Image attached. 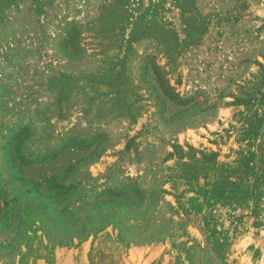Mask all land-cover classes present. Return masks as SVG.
<instances>
[{"label": "rangeland", "instance_id": "1", "mask_svg": "<svg viewBox=\"0 0 264 264\" xmlns=\"http://www.w3.org/2000/svg\"><path fill=\"white\" fill-rule=\"evenodd\" d=\"M161 1L0 0V264H264V0ZM157 78L191 102L162 107ZM90 144L95 177L162 174L160 238L51 241L3 213L23 162Z\"/></svg>", "mask_w": 264, "mask_h": 264}, {"label": "trees", "instance_id": "2", "mask_svg": "<svg viewBox=\"0 0 264 264\" xmlns=\"http://www.w3.org/2000/svg\"><path fill=\"white\" fill-rule=\"evenodd\" d=\"M161 2L159 0L157 6ZM172 3L187 4L185 0H172ZM141 32L135 27L132 34ZM259 54L264 55V48ZM155 66L161 68L159 64ZM151 88L161 106L164 99L180 104L192 100L191 96L183 100L169 78H157ZM161 95L164 98L162 100ZM211 108L208 106L205 110ZM92 146L90 144L84 148L79 145V151L74 150L77 152L74 153L75 161L56 171L46 170L41 177H30L28 174L36 170L37 165L43 167L45 160L61 155L63 149L56 154H46L30 162H23L14 170L15 193L4 199L3 213L11 208L13 215L19 218L25 216L28 225L38 223L51 241L65 242L73 238H84L109 226L118 231L121 240L129 243L144 244L160 238L164 232L163 225L156 223L152 217L155 207H160L163 202L162 174L158 176L159 173L153 168L136 177L124 176L112 180L110 173L95 177L86 168L95 158V148L89 150V153H82ZM20 157L27 159L22 153ZM129 221L140 224L128 226Z\"/></svg>", "mask_w": 264, "mask_h": 264}, {"label": "crops", "instance_id": "3", "mask_svg": "<svg viewBox=\"0 0 264 264\" xmlns=\"http://www.w3.org/2000/svg\"><path fill=\"white\" fill-rule=\"evenodd\" d=\"M80 260H81V261H80V263H83V262H84V260H85V258H81Z\"/></svg>", "mask_w": 264, "mask_h": 264}]
</instances>
